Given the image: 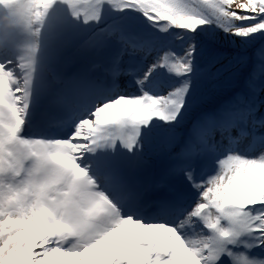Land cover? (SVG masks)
Here are the masks:
<instances>
[{
    "label": "snow or ice",
    "instance_id": "snow-or-ice-1",
    "mask_svg": "<svg viewBox=\"0 0 264 264\" xmlns=\"http://www.w3.org/2000/svg\"><path fill=\"white\" fill-rule=\"evenodd\" d=\"M0 264H264V0H0Z\"/></svg>",
    "mask_w": 264,
    "mask_h": 264
},
{
    "label": "rangeland",
    "instance_id": "rangeland-1",
    "mask_svg": "<svg viewBox=\"0 0 264 264\" xmlns=\"http://www.w3.org/2000/svg\"><path fill=\"white\" fill-rule=\"evenodd\" d=\"M145 26L146 25V22H145ZM173 39H175V37H173ZM131 90V89H130ZM227 93H225L224 95H221V96H217L215 97L212 101H210L208 107L209 108H212V107H215V106H218L221 102H220V99L226 97ZM220 102V103H219ZM223 103V102H222Z\"/></svg>",
    "mask_w": 264,
    "mask_h": 264
},
{
    "label": "bare ground",
    "instance_id": "bare-ground-1",
    "mask_svg": "<svg viewBox=\"0 0 264 264\" xmlns=\"http://www.w3.org/2000/svg\"><path fill=\"white\" fill-rule=\"evenodd\" d=\"M227 96H228V93H227L226 97L220 99V102H221V103L224 102V101L227 99ZM220 102H219V103H220Z\"/></svg>",
    "mask_w": 264,
    "mask_h": 264
}]
</instances>
